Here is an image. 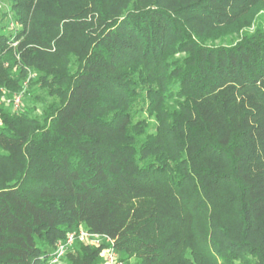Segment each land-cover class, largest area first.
Returning <instances> with one entry per match:
<instances>
[{
    "label": "trees",
    "instance_id": "obj_1",
    "mask_svg": "<svg viewBox=\"0 0 264 264\" xmlns=\"http://www.w3.org/2000/svg\"><path fill=\"white\" fill-rule=\"evenodd\" d=\"M0 3V264H264V0Z\"/></svg>",
    "mask_w": 264,
    "mask_h": 264
},
{
    "label": "built area",
    "instance_id": "obj_2",
    "mask_svg": "<svg viewBox=\"0 0 264 264\" xmlns=\"http://www.w3.org/2000/svg\"><path fill=\"white\" fill-rule=\"evenodd\" d=\"M14 112L20 110V97L16 96L10 101H6ZM76 244H82L101 249L103 264H122L118 262L117 253L114 248V241L105 235H98L80 228L70 232L66 238L57 243L54 253L49 257L46 264H60L66 253Z\"/></svg>",
    "mask_w": 264,
    "mask_h": 264
},
{
    "label": "rangeland",
    "instance_id": "obj_3",
    "mask_svg": "<svg viewBox=\"0 0 264 264\" xmlns=\"http://www.w3.org/2000/svg\"><path fill=\"white\" fill-rule=\"evenodd\" d=\"M0 6H2L1 3H0ZM261 14H263V16H264V12H262ZM0 103H1V101H0ZM0 105H1V104H0ZM15 113H18V112H15ZM73 248H74V247H73ZM73 248H72V249H73ZM72 249H70V251H71ZM132 263H133V262H132ZM60 264H67V263L65 262L64 258L61 260Z\"/></svg>",
    "mask_w": 264,
    "mask_h": 264
}]
</instances>
